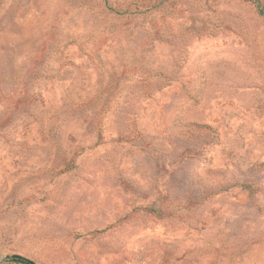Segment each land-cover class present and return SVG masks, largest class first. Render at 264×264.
I'll return each mask as SVG.
<instances>
[{
  "label": "rangeland",
  "instance_id": "374dc122",
  "mask_svg": "<svg viewBox=\"0 0 264 264\" xmlns=\"http://www.w3.org/2000/svg\"><path fill=\"white\" fill-rule=\"evenodd\" d=\"M12 255L264 264L251 2L0 0V264Z\"/></svg>",
  "mask_w": 264,
  "mask_h": 264
},
{
  "label": "trees",
  "instance_id": "16d2710c",
  "mask_svg": "<svg viewBox=\"0 0 264 264\" xmlns=\"http://www.w3.org/2000/svg\"><path fill=\"white\" fill-rule=\"evenodd\" d=\"M243 1L251 2L255 6L257 13L261 16H264V6L261 5V2L259 0H243ZM9 260L13 262L25 264L28 263L29 259L22 257L20 255H12L9 257Z\"/></svg>",
  "mask_w": 264,
  "mask_h": 264
},
{
  "label": "water",
  "instance_id": "95a60500",
  "mask_svg": "<svg viewBox=\"0 0 264 264\" xmlns=\"http://www.w3.org/2000/svg\"><path fill=\"white\" fill-rule=\"evenodd\" d=\"M28 264H35V263L31 260H28Z\"/></svg>",
  "mask_w": 264,
  "mask_h": 264
}]
</instances>
